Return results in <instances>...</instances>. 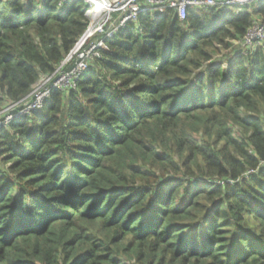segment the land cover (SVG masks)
I'll return each mask as SVG.
<instances>
[{
  "label": "trees",
  "instance_id": "obj_1",
  "mask_svg": "<svg viewBox=\"0 0 264 264\" xmlns=\"http://www.w3.org/2000/svg\"><path fill=\"white\" fill-rule=\"evenodd\" d=\"M59 2L0 0V114L84 34L87 5ZM252 16L140 15L2 126L0 264H264V47L232 48Z\"/></svg>",
  "mask_w": 264,
  "mask_h": 264
},
{
  "label": "built area",
  "instance_id": "obj_2",
  "mask_svg": "<svg viewBox=\"0 0 264 264\" xmlns=\"http://www.w3.org/2000/svg\"><path fill=\"white\" fill-rule=\"evenodd\" d=\"M87 5L85 17L88 20L87 28L74 49L59 65L55 72L41 78L33 87L30 94L18 103L10 105L0 114V128L9 125L14 119H20L38 112L44 102L50 97L51 91L74 90L76 81L94 64L101 59L102 53L108 49L105 42L118 35L128 24L137 25L140 15L169 16L184 22L189 9L213 11L217 13L223 9L251 8L254 4L264 0H79ZM66 0H60L57 8L61 9ZM258 47H264V20L252 16L251 24L244 36L232 42L236 48L235 56L252 53ZM75 60L70 70L67 64ZM19 104H22L19 106ZM19 107H22L19 109ZM18 109V110H16ZM15 110L16 113H8ZM259 168L264 169V162ZM255 171H248L243 175L246 178L254 175ZM232 183L231 181H226ZM222 185V182H216Z\"/></svg>",
  "mask_w": 264,
  "mask_h": 264
},
{
  "label": "rangeland",
  "instance_id": "obj_3",
  "mask_svg": "<svg viewBox=\"0 0 264 264\" xmlns=\"http://www.w3.org/2000/svg\"><path fill=\"white\" fill-rule=\"evenodd\" d=\"M257 5H258V4H254L253 7L249 8V9H252V10H253V8H254V9L256 10V9H257ZM223 53H225V55L228 54L227 52H224V51H223Z\"/></svg>",
  "mask_w": 264,
  "mask_h": 264
}]
</instances>
